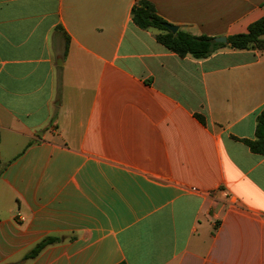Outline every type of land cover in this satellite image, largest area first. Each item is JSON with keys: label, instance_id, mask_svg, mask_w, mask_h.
<instances>
[{"label": "crops", "instance_id": "0c3cea01", "mask_svg": "<svg viewBox=\"0 0 264 264\" xmlns=\"http://www.w3.org/2000/svg\"><path fill=\"white\" fill-rule=\"evenodd\" d=\"M138 1L0 0V264H264V49L180 57ZM148 1L194 36L264 17Z\"/></svg>", "mask_w": 264, "mask_h": 264}, {"label": "trees", "instance_id": "16d2710c", "mask_svg": "<svg viewBox=\"0 0 264 264\" xmlns=\"http://www.w3.org/2000/svg\"><path fill=\"white\" fill-rule=\"evenodd\" d=\"M132 20L140 29L157 31L156 40L180 57L192 55L196 59L208 58L227 44L235 50L264 49V17L252 23L246 33L229 36L227 44L216 43L210 36H194L183 30H179L176 34L172 33L165 27L170 23L157 13L154 4L148 0H140L134 5ZM200 119L204 121L203 118L200 117ZM242 142L250 148L251 152L264 156V108L257 116L255 139H245ZM59 241L60 239L56 237L42 239L26 254L25 259L37 258L46 247Z\"/></svg>", "mask_w": 264, "mask_h": 264}, {"label": "water", "instance_id": "95a60500", "mask_svg": "<svg viewBox=\"0 0 264 264\" xmlns=\"http://www.w3.org/2000/svg\"><path fill=\"white\" fill-rule=\"evenodd\" d=\"M165 27L171 31L172 33H177L179 30H180V27L177 26V25H165ZM214 41L216 43H220V44H227L228 43V39L226 37H217V38H214Z\"/></svg>", "mask_w": 264, "mask_h": 264}]
</instances>
